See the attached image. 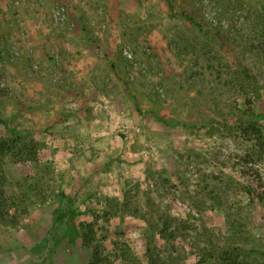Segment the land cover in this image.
<instances>
[{
	"label": "rangeland",
	"instance_id": "1",
	"mask_svg": "<svg viewBox=\"0 0 264 264\" xmlns=\"http://www.w3.org/2000/svg\"><path fill=\"white\" fill-rule=\"evenodd\" d=\"M0 117L35 153L2 160L6 193L40 180L0 220V264H218L194 254L211 246L264 264L240 188L264 176V0H0Z\"/></svg>",
	"mask_w": 264,
	"mask_h": 264
},
{
	"label": "trees",
	"instance_id": "2",
	"mask_svg": "<svg viewBox=\"0 0 264 264\" xmlns=\"http://www.w3.org/2000/svg\"><path fill=\"white\" fill-rule=\"evenodd\" d=\"M157 118L161 119L159 117ZM0 123L4 124L8 131H10L11 135L14 136H11L7 139H0V220L9 226H18L20 219H22L29 212V210L26 207H22L20 203H24L26 200H28L30 192L38 188L40 180L34 181L32 183H28L27 180L25 181L26 183H18L22 200H19V196H9L6 193L5 186L8 183L13 185V183H10L7 179L2 160L6 156L10 157L15 162H19L21 160H29V158H34L35 153H32L30 145H25L22 142L20 143V141H18L20 137H18V135L16 134V126L10 125L9 121L3 119L2 117H0ZM253 157H255L254 153H246V155L244 156V162L246 164H249L250 160H252ZM256 168L254 169V172L252 174L243 176L244 181L240 183V188L243 194L247 195L251 200L256 201L261 207L264 208V176L260 172V170ZM37 196H41V200L45 201L46 195L43 194L42 191H37ZM122 206L124 211H128L127 205ZM68 210L69 211H67L68 217L66 219V223L70 232L68 237L69 242L72 244L75 243L77 238L81 237L82 235L83 245L86 247H90V245H88V241L90 238H92L91 236L93 235V229L91 228L89 231H85L84 227L79 226L75 221L76 211L71 207ZM138 213L139 209H135L134 211H131L130 214L137 216ZM162 220L163 226L158 230H160L159 232H161L168 241H171L172 239L177 237L178 231H170L171 222L167 218H164ZM197 249V252L194 254L197 255L199 262H201L208 255L209 257L211 256V258L213 257L215 260H217L218 264L238 263L236 258L237 256H233L231 253H227L225 249H222L223 251H215L213 246L208 249H201V247H197ZM108 260L111 261L107 255L104 256L98 251V249H95L90 264H107ZM153 260L154 261L152 264H174V262H172L174 259L171 260V258L169 260H165L157 257Z\"/></svg>",
	"mask_w": 264,
	"mask_h": 264
},
{
	"label": "built area",
	"instance_id": "3",
	"mask_svg": "<svg viewBox=\"0 0 264 264\" xmlns=\"http://www.w3.org/2000/svg\"><path fill=\"white\" fill-rule=\"evenodd\" d=\"M16 2H19V0H15Z\"/></svg>",
	"mask_w": 264,
	"mask_h": 264
}]
</instances>
